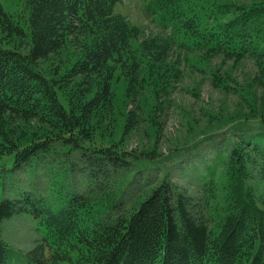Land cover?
Returning a JSON list of instances; mask_svg holds the SVG:
<instances>
[{"label": "trees", "instance_id": "obj_1", "mask_svg": "<svg viewBox=\"0 0 264 264\" xmlns=\"http://www.w3.org/2000/svg\"><path fill=\"white\" fill-rule=\"evenodd\" d=\"M151 1L150 10L169 35L163 39L165 44L151 41L140 46L143 54L153 53L151 64H157L156 68L138 60L141 51L133 48L135 32L114 15L119 0H24L26 15L16 20L0 6L4 35L0 41V119L8 114L22 122L52 123L60 129L63 144L79 147L93 178L95 172L137 162L131 154L84 146L95 145L88 125L99 112L111 115V82L116 73L125 75L129 94L151 86L146 74L152 70L171 71L174 79L182 81L188 76L181 77V64L170 58L175 52L189 58L187 64L184 59L181 63L190 75H206L214 89L223 91L230 89L229 80L210 68L211 60L257 61L264 55L261 27L256 34L251 28L253 12L237 11V17L222 22L230 13L228 6L215 8L204 0ZM68 48L80 53L82 60L64 73V65L58 63L57 69L49 70L53 76L49 78L40 65L54 61ZM169 58V64L161 61ZM63 82L65 88L73 85L67 103L58 97ZM155 85L164 91L172 86L159 80ZM37 102L47 107L46 114H31ZM255 133L241 134L237 142L264 157V127ZM51 145L48 141L22 143L10 131L4 132L0 158L9 156L10 161L0 170L31 166L49 156ZM167 183L153 191L137 211L115 219L85 210L88 204L83 199L52 204L25 191L5 197L1 190L0 264H10L13 258L20 261L17 264H264V213L250 211L245 196L227 198V206L229 201L236 203L233 211L226 206L228 216L214 234L207 218L197 213L201 206ZM242 188L238 182L233 185L236 193ZM20 216L32 219L43 235L35 251L21 259L5 246L1 233L5 222Z\"/></svg>", "mask_w": 264, "mask_h": 264}, {"label": "rangeland", "instance_id": "obj_2", "mask_svg": "<svg viewBox=\"0 0 264 264\" xmlns=\"http://www.w3.org/2000/svg\"><path fill=\"white\" fill-rule=\"evenodd\" d=\"M151 2L119 0L114 9V15L135 32L137 40L133 48L137 51L143 42L165 44L163 39L169 36L150 10ZM204 4L215 8L228 6L230 13L221 18L222 22L237 17V11L253 12L256 16L251 28L256 34L261 27V50H264V0H204ZM0 6L14 20L26 15L24 0H0ZM2 39L4 35L0 32ZM78 55L68 48L40 68L52 78L49 70L57 69V64L62 63L64 73L82 60V55ZM170 58L181 64L179 75L186 73V79H174L171 71L160 74L152 70L146 74L151 86L129 94L128 81L118 72L111 82V115L100 111L88 125V134L95 145L84 146L131 154L137 162L131 160L127 168L101 170L92 178L82 162L79 147L63 144L65 140L58 137V127L34 119L22 122L6 114L0 119V135L10 131L22 143L48 141L52 145L49 156L31 166L0 170L3 196L25 191L35 199L49 200L52 204L83 199L88 204L85 210L115 219L137 211L153 191L168 182L181 195L201 206L197 213L207 218L209 230L214 234L228 216L227 198L243 195L250 211L264 213V157L237 142L241 134L250 137L264 127V55L257 61L253 58L211 60L210 68L229 80L230 89L223 91L214 89L206 75H190L181 63L184 59L187 64L186 55L179 57L174 52ZM170 58L161 61L169 64ZM138 60L148 67L157 66L151 64L155 60L151 52L141 51ZM157 80L172 86L164 91L161 85L156 87ZM93 84L96 86L97 82ZM66 85L63 82L59 86L58 97L67 103L71 100L67 94L73 92V85L65 88ZM46 113L47 107L40 102L31 112L32 115ZM9 161V156L1 157L0 169ZM235 182L243 186L240 193L233 191ZM234 203L235 200L228 202L230 210ZM1 230L5 246L20 259L35 251L41 239L35 223L26 216L8 220ZM10 264H17V259L13 258Z\"/></svg>", "mask_w": 264, "mask_h": 264}]
</instances>
